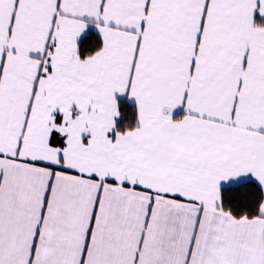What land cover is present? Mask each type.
Wrapping results in <instances>:
<instances>
[{
    "label": "snow or ice",
    "instance_id": "1",
    "mask_svg": "<svg viewBox=\"0 0 264 264\" xmlns=\"http://www.w3.org/2000/svg\"><path fill=\"white\" fill-rule=\"evenodd\" d=\"M0 264H264V0H0Z\"/></svg>",
    "mask_w": 264,
    "mask_h": 264
},
{
    "label": "trees",
    "instance_id": "2",
    "mask_svg": "<svg viewBox=\"0 0 264 264\" xmlns=\"http://www.w3.org/2000/svg\"><path fill=\"white\" fill-rule=\"evenodd\" d=\"M260 195H261V193L259 190H255V189L252 190V205H251V207H254L255 201L259 199ZM237 211H240V209H237Z\"/></svg>",
    "mask_w": 264,
    "mask_h": 264
},
{
    "label": "crops",
    "instance_id": "3",
    "mask_svg": "<svg viewBox=\"0 0 264 264\" xmlns=\"http://www.w3.org/2000/svg\"><path fill=\"white\" fill-rule=\"evenodd\" d=\"M180 110L178 109L177 112H179Z\"/></svg>",
    "mask_w": 264,
    "mask_h": 264
}]
</instances>
